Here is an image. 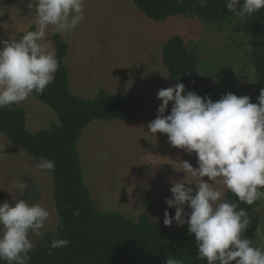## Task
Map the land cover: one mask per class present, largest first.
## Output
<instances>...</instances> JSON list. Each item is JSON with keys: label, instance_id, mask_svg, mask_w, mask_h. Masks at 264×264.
Returning <instances> with one entry per match:
<instances>
[{"label": "rangeland", "instance_id": "rangeland-1", "mask_svg": "<svg viewBox=\"0 0 264 264\" xmlns=\"http://www.w3.org/2000/svg\"><path fill=\"white\" fill-rule=\"evenodd\" d=\"M0 10V39L34 25V10L25 0H0ZM84 13V20L73 32L61 35L68 44L64 64L70 91L92 98L104 89L144 102L143 111L132 119L93 120L84 127L76 142L84 182L97 210H115L134 220L145 211L150 221L163 224L165 198L171 196L170 181L185 176L177 171L179 163L188 161L194 168L198 165L195 153L188 155L173 147L166 134L148 131L161 103L157 91L173 86L161 60L162 45L170 35H180L188 47L197 46L199 70L204 73L210 69L207 83L219 98L233 93L247 95L254 103L249 45L241 32L233 33L225 23L218 28L217 24L185 15L154 21L132 0H85ZM53 35L49 29L46 42L54 48ZM171 106L169 102L165 115L170 114ZM10 107L25 111L30 132L58 123L55 112L33 96ZM40 162L10 145L0 132V203L30 197V203L49 209L52 215L41 229L43 233L56 228L57 216L51 175L37 167ZM167 210L174 216L175 208ZM185 212H190L187 206ZM254 214L259 220L254 244L264 248V199L258 201ZM30 237L35 243L38 235L30 233Z\"/></svg>", "mask_w": 264, "mask_h": 264}, {"label": "clouds", "instance_id": "clouds-1", "mask_svg": "<svg viewBox=\"0 0 264 264\" xmlns=\"http://www.w3.org/2000/svg\"><path fill=\"white\" fill-rule=\"evenodd\" d=\"M176 2L183 4L184 0ZM197 3L205 7L207 0ZM28 7L34 10L35 30L25 31L19 39L15 35L0 39V109L19 105L34 92L44 93L59 70L56 50L46 42L49 29L67 35L85 18V0H30ZM226 8L245 19L264 8V0H226ZM157 99L161 103L148 131L166 134L173 147L188 155L195 153L198 165L179 163L177 171L185 176L170 181L171 196L165 198V204L167 209L175 208V214L170 216L166 209L163 224H187L189 234H194L197 258L207 264H264V248L243 235L250 225L247 211L236 202H227L223 190L248 205L264 199V89L258 103L233 93L213 101L178 82L159 89ZM169 102L170 114L165 115ZM37 167L51 172L55 162L41 158ZM29 200L0 203V261L6 264H28L35 246L30 233L40 235L52 215ZM185 206L190 212H185ZM56 216L59 219L58 212ZM70 243L68 239L53 240L50 253ZM164 264L184 261L171 257Z\"/></svg>", "mask_w": 264, "mask_h": 264}, {"label": "trees", "instance_id": "trees-1", "mask_svg": "<svg viewBox=\"0 0 264 264\" xmlns=\"http://www.w3.org/2000/svg\"><path fill=\"white\" fill-rule=\"evenodd\" d=\"M132 1L143 15L154 21L185 15L217 24L218 28L225 23L232 27L233 33L241 32L249 45L247 55L253 69L254 103H258L260 91L264 89V8L241 19L227 10L226 0H207L205 7H200L197 0H184L183 4H177L176 0ZM28 30H35V26L25 31ZM25 31L17 33V39ZM53 41L59 70L42 95L34 92L31 96L49 106L58 123L30 132L26 129L23 109L10 106L0 109V132L10 145L34 159L55 162L50 175L59 219L54 230L38 235L28 264H164L166 258L171 257L183 259L184 264H207L206 260L197 258L194 234H189L187 224L165 226L152 222L145 211L134 220L115 210H97L83 179L76 142L91 121L132 119L143 111L144 102L104 89L98 90L92 98L72 93L64 64L68 44L58 33L53 35ZM161 60L173 85L181 82L186 90H193L201 97L220 99L207 83L210 69L204 73L199 70L197 46L188 47L180 35H170L162 45ZM225 200L236 202L247 211L250 225L243 235L254 243L259 225L254 210L259 200L248 205L239 202L226 189ZM77 210L79 215H75ZM56 239H68L71 243L51 249L50 253V244ZM0 264L6 262L0 261Z\"/></svg>", "mask_w": 264, "mask_h": 264}, {"label": "crops", "instance_id": "crops-1", "mask_svg": "<svg viewBox=\"0 0 264 264\" xmlns=\"http://www.w3.org/2000/svg\"><path fill=\"white\" fill-rule=\"evenodd\" d=\"M25 2H26V4L28 5L29 4V2H30V0H25ZM34 26V25H33ZM19 33V32H18Z\"/></svg>", "mask_w": 264, "mask_h": 264}]
</instances>
